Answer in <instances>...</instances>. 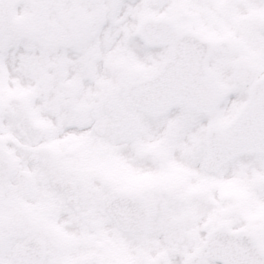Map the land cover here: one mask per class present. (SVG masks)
<instances>
[{"label": "snow or ice", "instance_id": "obj_1", "mask_svg": "<svg viewBox=\"0 0 264 264\" xmlns=\"http://www.w3.org/2000/svg\"><path fill=\"white\" fill-rule=\"evenodd\" d=\"M0 264H264V0H0Z\"/></svg>", "mask_w": 264, "mask_h": 264}]
</instances>
